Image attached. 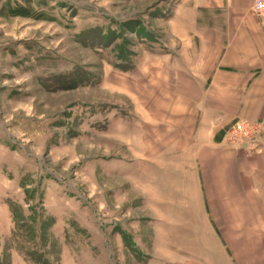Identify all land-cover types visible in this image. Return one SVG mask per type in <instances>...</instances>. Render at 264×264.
<instances>
[{"label": "rangeland", "instance_id": "rangeland-1", "mask_svg": "<svg viewBox=\"0 0 264 264\" xmlns=\"http://www.w3.org/2000/svg\"><path fill=\"white\" fill-rule=\"evenodd\" d=\"M175 1L0 0V264L190 258L195 199L145 115Z\"/></svg>", "mask_w": 264, "mask_h": 264}, {"label": "crops", "instance_id": "crops-1", "mask_svg": "<svg viewBox=\"0 0 264 264\" xmlns=\"http://www.w3.org/2000/svg\"><path fill=\"white\" fill-rule=\"evenodd\" d=\"M254 3L176 0L172 8L171 54L157 60L155 108L145 115L159 117L164 154L179 179L186 173L202 229L188 238L190 258L173 254V264H264V154L226 143L235 122L264 117V17Z\"/></svg>", "mask_w": 264, "mask_h": 264}, {"label": "built area", "instance_id": "built-area-1", "mask_svg": "<svg viewBox=\"0 0 264 264\" xmlns=\"http://www.w3.org/2000/svg\"><path fill=\"white\" fill-rule=\"evenodd\" d=\"M252 12L264 17V0H255ZM226 143L247 155L264 154V117L235 122L226 131Z\"/></svg>", "mask_w": 264, "mask_h": 264}]
</instances>
